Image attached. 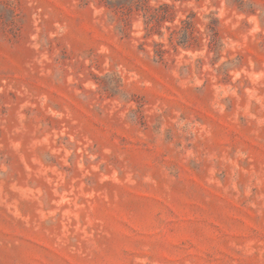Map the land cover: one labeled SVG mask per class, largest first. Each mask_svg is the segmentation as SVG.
<instances>
[{"label": "rangeland", "instance_id": "obj_1", "mask_svg": "<svg viewBox=\"0 0 264 264\" xmlns=\"http://www.w3.org/2000/svg\"><path fill=\"white\" fill-rule=\"evenodd\" d=\"M0 264H264V0H0Z\"/></svg>", "mask_w": 264, "mask_h": 264}]
</instances>
